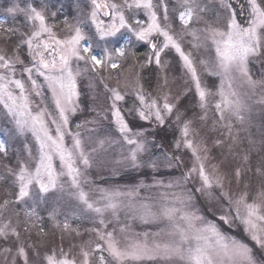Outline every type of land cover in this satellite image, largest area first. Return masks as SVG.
Here are the masks:
<instances>
[{
	"label": "snow or ice",
	"instance_id": "obj_1",
	"mask_svg": "<svg viewBox=\"0 0 264 264\" xmlns=\"http://www.w3.org/2000/svg\"><path fill=\"white\" fill-rule=\"evenodd\" d=\"M4 3L3 264H264V0ZM82 86L96 116L72 131ZM102 121L118 136L88 127ZM165 127L170 144L157 142ZM115 144V165L151 176L97 183Z\"/></svg>",
	"mask_w": 264,
	"mask_h": 264
},
{
	"label": "rangeland",
	"instance_id": "obj_2",
	"mask_svg": "<svg viewBox=\"0 0 264 264\" xmlns=\"http://www.w3.org/2000/svg\"><path fill=\"white\" fill-rule=\"evenodd\" d=\"M55 3L56 0H53ZM60 3H65V0H59ZM7 6L4 3V0H0V18H5L6 14L3 13V7ZM22 19V17L18 18L17 22ZM9 23L12 22L11 18L8 17ZM140 53H143L145 51L144 47H140L138 49ZM164 59L173 60V53H168L164 56ZM142 75L146 78L145 86L149 88V90H152L156 86L157 82V69L155 65L153 64L150 66V68L143 71ZM179 65L177 63H173L172 68L170 69V77L175 76L179 77ZM181 87V81L177 80V82L173 85V90L176 91ZM82 106L85 108V111L82 113H77L76 116L72 117L71 120V130L76 131L75 125L84 119H92L94 116H96V112H89L87 111V108L89 106L93 105V102L90 98V95L88 93V90L86 87L82 86V96H81ZM188 100L183 101V105L188 104ZM131 104V99L128 100V103L124 105V107H128ZM129 120L132 121V123L135 124H144L145 127H149V125L145 122L137 121L133 119V117L129 116ZM89 128L98 127V131L100 132H111L113 135L118 136V133L115 132L114 128H111L108 121H102L100 126H94V125H88ZM11 128L10 124L5 123L3 120H0V138H4V134L7 129ZM82 134L87 136V133L82 130ZM157 135V142L161 141V138H163L165 144H170L173 139V130L165 127L163 130L157 129L156 130ZM169 138L168 141L166 138ZM121 143H123L121 141ZM20 147L19 144L14 145V148ZM122 149L120 147V144H115L112 146L111 149H109V155L107 157H104L108 162L105 163L102 167H93L91 169V174L93 175V178L96 180L97 183L104 184L105 186L111 184V185H130L136 183L138 179L141 178V174L148 171L149 177L151 176V173L149 170L146 169H131L126 167H119L113 163L114 160L119 159L120 155L122 153ZM13 159H15L13 157ZM117 169L119 171L118 175H113V170ZM40 215L44 219L43 227L45 228V231L49 233V235L46 237L49 244L55 243L57 246L60 245V234L56 232V230L52 227L51 221L47 218V212L41 210ZM62 220L63 217H60ZM77 223H81L79 221H73V227L76 226ZM90 226L88 223H82V227H88ZM140 230V229H137ZM69 244V241L66 239L64 241V246L67 248ZM0 264H3V257H0Z\"/></svg>",
	"mask_w": 264,
	"mask_h": 264
},
{
	"label": "trees",
	"instance_id": "obj_3",
	"mask_svg": "<svg viewBox=\"0 0 264 264\" xmlns=\"http://www.w3.org/2000/svg\"><path fill=\"white\" fill-rule=\"evenodd\" d=\"M165 138H166V140L168 141L169 138H167V137H165Z\"/></svg>",
	"mask_w": 264,
	"mask_h": 264
}]
</instances>
